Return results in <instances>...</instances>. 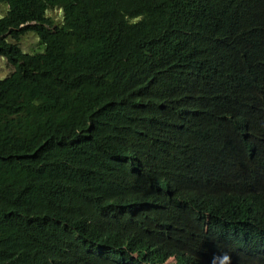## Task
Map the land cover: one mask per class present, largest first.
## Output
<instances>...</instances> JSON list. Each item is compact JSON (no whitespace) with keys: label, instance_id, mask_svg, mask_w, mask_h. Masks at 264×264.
I'll use <instances>...</instances> for the list:
<instances>
[{"label":"trees","instance_id":"trees-1","mask_svg":"<svg viewBox=\"0 0 264 264\" xmlns=\"http://www.w3.org/2000/svg\"><path fill=\"white\" fill-rule=\"evenodd\" d=\"M0 3V264H211L264 229V0Z\"/></svg>","mask_w":264,"mask_h":264},{"label":"clouds","instance_id":"clouds-1","mask_svg":"<svg viewBox=\"0 0 264 264\" xmlns=\"http://www.w3.org/2000/svg\"><path fill=\"white\" fill-rule=\"evenodd\" d=\"M260 32L264 35V26L259 24H250L246 29V34ZM264 139V138H263ZM183 150L187 157L193 158L198 153V145L193 140H183ZM252 214V212L250 211ZM245 231L243 225L233 226L231 231L225 235L227 243L223 250L213 253L211 264H264V229L253 222L247 229V236H243ZM237 249L235 252L234 250ZM254 253H251L253 252ZM186 254L178 253L169 256L164 263L159 264H178L181 256ZM104 258L109 263L116 264L119 261L117 251L111 250V254H107ZM234 258L235 260H232Z\"/></svg>","mask_w":264,"mask_h":264},{"label":"rangeland","instance_id":"rangeland-1","mask_svg":"<svg viewBox=\"0 0 264 264\" xmlns=\"http://www.w3.org/2000/svg\"><path fill=\"white\" fill-rule=\"evenodd\" d=\"M8 12V6L0 3V18L4 17ZM50 15L61 19V13L59 11H52ZM21 48L24 52L30 54H36L43 51V47L40 43V39L35 34H29L25 36L21 41ZM12 72V68L9 66L8 61L5 58L0 59V79L7 78Z\"/></svg>","mask_w":264,"mask_h":264},{"label":"bare ground","instance_id":"bare-ground-1","mask_svg":"<svg viewBox=\"0 0 264 264\" xmlns=\"http://www.w3.org/2000/svg\"><path fill=\"white\" fill-rule=\"evenodd\" d=\"M158 180L160 181V183H161L162 185L168 187V185L166 184V181H165V180H163L162 178H159ZM255 215H256V212H255V211H252V217H253V220L256 219V218H254ZM206 220H207L208 222H210V219H209V218H206ZM232 260H235V259L232 258ZM202 262H203V264H206V262H204V261H202ZM195 264H198V263H195Z\"/></svg>","mask_w":264,"mask_h":264}]
</instances>
